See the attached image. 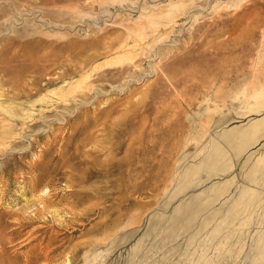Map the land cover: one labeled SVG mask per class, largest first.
<instances>
[{
    "label": "rangeland",
    "instance_id": "1",
    "mask_svg": "<svg viewBox=\"0 0 264 264\" xmlns=\"http://www.w3.org/2000/svg\"><path fill=\"white\" fill-rule=\"evenodd\" d=\"M0 58V264H264V0H0Z\"/></svg>",
    "mask_w": 264,
    "mask_h": 264
},
{
    "label": "bare ground",
    "instance_id": "2",
    "mask_svg": "<svg viewBox=\"0 0 264 264\" xmlns=\"http://www.w3.org/2000/svg\"><path fill=\"white\" fill-rule=\"evenodd\" d=\"M1 59V58H0ZM1 62V61H0ZM0 71H2V67H0ZM1 88V87H0ZM2 89V88H1ZM0 95L2 96L3 94L2 93H0ZM223 154H226V153H223ZM222 161H224V159L222 160ZM220 163H221V161H220ZM221 165V164H220Z\"/></svg>",
    "mask_w": 264,
    "mask_h": 264
}]
</instances>
